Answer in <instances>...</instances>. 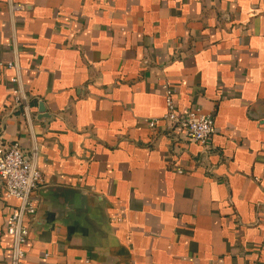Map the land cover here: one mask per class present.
<instances>
[{
  "label": "crops",
  "instance_id": "crops-1",
  "mask_svg": "<svg viewBox=\"0 0 264 264\" xmlns=\"http://www.w3.org/2000/svg\"><path fill=\"white\" fill-rule=\"evenodd\" d=\"M166 88L214 113L207 147L150 127ZM13 143L45 179L22 264H264V0H0V159ZM17 205L0 181V264Z\"/></svg>",
  "mask_w": 264,
  "mask_h": 264
},
{
  "label": "built area",
  "instance_id": "built-area-1",
  "mask_svg": "<svg viewBox=\"0 0 264 264\" xmlns=\"http://www.w3.org/2000/svg\"><path fill=\"white\" fill-rule=\"evenodd\" d=\"M15 9L17 6L14 7ZM19 9V8H18ZM15 69L16 76L12 79L13 107L22 111V116L30 120V100L26 93L20 67L15 63L6 65ZM168 128L181 132L187 141L207 147L215 135L214 113L201 114L192 111L186 116L179 114L173 92L166 88V113L162 119L150 121V127L156 129L159 122ZM23 151L19 143L9 145L0 159V181L5 188L8 199H14L18 205L8 217L6 233L12 238L11 264H22L25 258L24 246L30 238L28 220H35L38 207L32 194L45 185V179L38 166L37 157Z\"/></svg>",
  "mask_w": 264,
  "mask_h": 264
},
{
  "label": "water",
  "instance_id": "water-1",
  "mask_svg": "<svg viewBox=\"0 0 264 264\" xmlns=\"http://www.w3.org/2000/svg\"><path fill=\"white\" fill-rule=\"evenodd\" d=\"M40 113L41 114H45L46 113L45 107L43 105H41V107H40ZM35 220H36V218H35Z\"/></svg>",
  "mask_w": 264,
  "mask_h": 264
}]
</instances>
